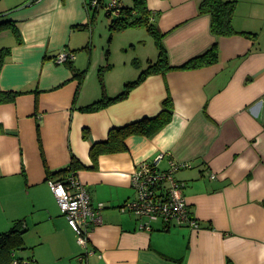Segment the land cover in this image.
<instances>
[{
	"label": "crops",
	"instance_id": "1",
	"mask_svg": "<svg viewBox=\"0 0 264 264\" xmlns=\"http://www.w3.org/2000/svg\"><path fill=\"white\" fill-rule=\"evenodd\" d=\"M91 1H0V14L16 31L0 32V49H10L0 94L11 95L0 102V234L20 222L23 247L15 255L28 264H264V0H227L236 2L234 29L257 34L255 41L215 37L210 16L199 14L202 0H145L171 67L214 43L217 63L150 75L123 100L87 113L80 108L97 101L98 92L88 90L86 78L79 84L71 64L86 71L85 53H74L88 46L86 27L77 26L92 17ZM62 52H74L73 61L57 63ZM120 78L114 93L128 81L124 73ZM167 98L172 116L162 129L132 135L126 151L92 161L94 143L112 128L155 117ZM160 153L191 164L175 177L187 185L199 229L157 222L141 230L146 219L120 211L136 196L135 169ZM73 160L90 204L103 205L102 222L86 231V248L47 178ZM68 175L51 180L66 182Z\"/></svg>",
	"mask_w": 264,
	"mask_h": 264
},
{
	"label": "trees",
	"instance_id": "2",
	"mask_svg": "<svg viewBox=\"0 0 264 264\" xmlns=\"http://www.w3.org/2000/svg\"><path fill=\"white\" fill-rule=\"evenodd\" d=\"M1 1V0H0ZM39 0H27V3H35ZM132 7H125L122 5L121 13L117 17L116 21H111V30H124L127 28L146 26L147 30L157 37L156 45L158 49V56L154 63H152L146 71L140 73L139 77L130 83H126L122 92L115 96L109 97L104 91L103 74L111 69V67H101L98 70V79L102 86V97L85 107L80 108L82 112H97L107 106L121 101L129 94L130 90L142 83L146 77L150 75L161 74L164 75L173 70H194L207 66H211L218 61L219 48L218 44L214 43L207 51L201 55L193 58L186 64L179 67H171L169 65L168 56L162 43V35L159 34L154 23L151 19V13L148 10L145 0H132ZM236 2L227 0H202L198 11L200 15H209L210 31L217 37H231L240 35L247 39L255 41L257 34L251 32H239L233 27V17L235 14ZM98 8H94L96 12ZM107 14V13H106ZM108 15V14H107ZM109 16V15H108ZM153 23V24H152ZM11 20H7L5 14H0V32L6 29H11L16 33L14 25ZM88 25L77 26L78 29H84ZM88 47V46H87ZM86 47V48H87ZM74 53V52H73ZM10 54V49H0V71L4 64L6 57ZM71 69L81 84L85 78L86 71H77L71 64ZM13 96V95H12ZM11 97L8 93L0 94V102L9 99ZM172 116V103L171 99L167 98L164 101L161 111L155 117H146L139 121L129 123L121 127L112 128L107 136V139L102 142L94 143L90 149V157L94 162L98 156L105 154L119 153L127 150L126 140L132 135H144L147 137L153 136L160 129H162L171 119ZM77 162L73 160L70 165L56 172H48L47 178H52L65 175L76 174ZM188 169V168H187ZM183 170V169H182ZM68 175V176H69ZM176 178V177H175ZM179 181V180H178ZM183 182V181H182ZM187 185L185 183L184 190ZM189 210V208H188ZM192 218V217H191ZM20 222H17L8 232L0 234V264H28L23 259L16 257V251L23 247L22 235L24 230L19 227ZM165 227H170L165 225ZM230 264V263H229Z\"/></svg>",
	"mask_w": 264,
	"mask_h": 264
},
{
	"label": "built area",
	"instance_id": "3",
	"mask_svg": "<svg viewBox=\"0 0 264 264\" xmlns=\"http://www.w3.org/2000/svg\"><path fill=\"white\" fill-rule=\"evenodd\" d=\"M103 7L108 15L118 17L121 13L120 0H92L87 8ZM74 54L62 52L56 57L57 63L72 62ZM166 160L167 168H161V161ZM191 168L189 162H177L170 153H160L153 161L138 165L132 174V187L136 192L133 200L124 203L120 211L146 219L139 229L151 231V223H163L168 226H189L199 229L197 220L191 218L184 195L185 182L178 181L175 174ZM215 178V176H211ZM61 213L77 235L80 246L86 248V231L90 225L102 222L100 211L103 205L92 206L90 196L84 185L71 174L66 182L49 181Z\"/></svg>",
	"mask_w": 264,
	"mask_h": 264
},
{
	"label": "rangeland",
	"instance_id": "4",
	"mask_svg": "<svg viewBox=\"0 0 264 264\" xmlns=\"http://www.w3.org/2000/svg\"><path fill=\"white\" fill-rule=\"evenodd\" d=\"M120 1L125 7L130 8L133 6L132 0ZM89 11L92 17L88 20V26L82 32L83 35L87 36L88 47L83 50H77L74 54L77 57L79 53H85V58H82H84L83 68L86 70V86L88 90L90 88L96 89L98 92L97 100L102 97V86L98 79V69L109 64L111 69L103 74L104 91L108 95H113L110 97H115L123 90L121 85L119 89L121 91L114 93L117 92L115 90L121 84L120 75L122 73L126 75L128 80L124 83L125 85L135 81L140 73L146 71L156 61L158 56L156 40L158 38L152 35L146 26L111 30L110 22L116 21V16H108L103 7H99L96 12L90 9ZM23 253L27 254V251ZM29 255H31L30 252Z\"/></svg>",
	"mask_w": 264,
	"mask_h": 264
}]
</instances>
